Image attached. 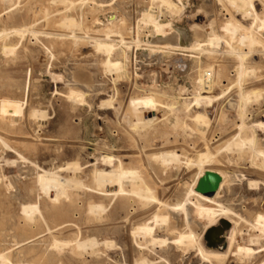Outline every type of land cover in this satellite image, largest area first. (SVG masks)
<instances>
[{
	"label": "rangeland",
	"instance_id": "1",
	"mask_svg": "<svg viewBox=\"0 0 264 264\" xmlns=\"http://www.w3.org/2000/svg\"><path fill=\"white\" fill-rule=\"evenodd\" d=\"M157 1L63 0L60 3V0H0V255L7 257L6 260L0 259V264H132L134 256L144 250L151 251L157 264L196 263L195 250L177 249L174 244L171 245L170 239L167 241L170 243L163 247L154 246L155 251L147 250L141 244L143 239L132 236V223L128 221L126 211L123 210L119 218L115 216L113 206L116 198L99 194L98 187L91 182L93 169L108 168L102 156L105 153L112 155L110 151L107 152L109 146L115 150V155L126 158L123 161L134 159L139 164L140 150L136 144L140 142L139 137L145 138L146 146L141 154L143 169L151 182L156 183L153 186L161 200L170 205L177 200L185 201L196 168L190 169L183 159L180 163L164 162L150 154L183 148L187 155L194 156L205 144V139L217 146L222 142L218 141L219 134L228 133L233 122H240L238 108L230 105V101L238 98L236 88L223 93L214 87L212 93H202V96L214 97L209 105L192 101L194 104L191 102L189 111L206 110L211 119L204 139L197 132L191 116L183 117L175 128L170 127L172 124L169 120L176 114L169 108L170 102L175 99L181 103L183 99L193 97V82L201 70L199 66L204 63L202 50L199 47L190 48L198 39L202 41L201 48H204L205 35L210 29H191V25L195 20L202 24L206 20L204 18L210 16L215 21L214 28L218 30L217 27L230 16V10L244 25L254 20L242 17L241 21L242 14L231 9L224 0H219L221 4L217 0H174L182 8L175 14L165 11ZM255 8L261 12L259 1H255ZM149 9L164 26L157 29L151 23V14L142 15ZM66 17H73L81 26L61 25L60 22ZM113 17L118 20L119 31L128 43L126 46L120 42V33L114 31L111 34V38L117 42L116 47H126L127 59L117 51L111 55V59L118 58L125 63V69L121 72L113 68L116 72L112 69L109 72L105 64L108 54L97 52L95 42H91L94 41L91 40L93 37L105 38L103 27ZM260 17L257 19L260 23L256 24L255 20L254 28L264 38V25L260 26L264 20ZM170 33L178 35L179 45L186 50L164 46ZM74 34L80 40L75 41ZM81 36L84 37L81 39ZM125 47L122 46L120 50ZM221 48L227 50L224 44ZM181 54H185V58ZM256 54L253 58L263 65L254 74H248L246 79L252 81L256 88L264 89V55ZM80 72L86 73L88 78ZM88 89L90 92H87ZM74 90L77 93L83 91L82 100L76 99L74 102L75 97L70 95ZM221 94L225 96L220 97ZM111 97L113 104L108 105ZM10 100L20 101L23 107L22 118L13 124L7 116L2 115L3 106ZM251 104L255 116L250 115L249 119L264 121V100L259 99ZM128 109L153 122L150 126L133 128L127 116ZM221 115L226 116L223 118L225 121ZM261 129L257 127L256 135L264 149V129ZM226 159L223 160L225 165L230 168L236 166L233 157L232 161ZM74 161L81 165L77 178H74L81 181L83 186L69 187L68 197L52 203L39 188L37 174L50 170L71 179L73 171L64 168ZM233 187L231 204L246 219L239 220L232 215L241 227L238 244L254 245L253 248L260 251L264 248V238H260L262 241H252L254 244L249 242L252 235L260 234L257 229L253 230L249 221L256 210L264 211V189L258 190L263 192L256 199L257 195H253L255 190L246 191L236 184ZM50 195L55 196L53 192ZM191 201H194V197ZM98 204L104 205L101 214L100 210L94 208ZM26 205H39L40 212L35 213L33 220L23 212ZM189 207L193 205L189 203ZM203 224L201 221L192 227L197 233L198 242L203 241ZM94 238L97 242L103 241L98 243V249H103L98 257L92 255L89 248L84 249L86 251L74 248L76 240ZM254 255H235L229 257L226 264H261L264 251Z\"/></svg>",
	"mask_w": 264,
	"mask_h": 264
},
{
	"label": "bare ground",
	"instance_id": "2",
	"mask_svg": "<svg viewBox=\"0 0 264 264\" xmlns=\"http://www.w3.org/2000/svg\"><path fill=\"white\" fill-rule=\"evenodd\" d=\"M61 1L63 0H60V3ZM158 1L160 2V6L165 8V11H169L171 14L179 13V10L180 9L182 10L181 6L177 4L174 0H158ZM217 1L219 2V0ZM220 1H223V0H220ZM255 1H259V4H261V12H259V10L255 8ZM223 2L226 5H229L231 9L238 11L237 13L240 12L242 14V15L240 14L241 21H242V17L244 19L247 17L248 18L251 17V19L253 18L254 21L247 25L242 24L243 22L240 23L238 18L237 19L235 18L234 16L235 13L233 14L232 10L228 9L227 7V9L230 10V16L227 18V20H225L222 24H220V26L217 27L218 30L214 28L215 21L213 18H210V16L207 18H204L206 20H204L202 24H199L198 22H196V20L193 22L192 25L190 23L192 27L191 29L197 28V27L201 28L202 30L204 29L208 30V28L210 29L208 30L209 31L208 33H206L207 30L205 32L206 39L204 41L206 42V45L204 48H201L202 46L200 43L202 41L199 39L197 41H194L195 43L194 42L193 44L191 43L192 45L190 48V49H193L194 47H199L200 50H202V53H203L202 55H204V63L203 65L199 66L201 70L199 71L196 79H194V82H193L194 83L193 97H191L190 99L185 98L183 99V102L181 103H178L175 99H173V101L171 100L172 102H170L169 108L171 107V111L172 110L176 111V114L175 115L173 114L174 116H172L171 114L170 116H172V119H170L169 121L172 124L170 127L175 128L178 124H180L183 117L185 119V117L191 116L192 117L191 119L195 122L194 124H196L197 128L196 127L195 128L197 129V132L199 131L200 137L204 139L206 135V131L210 125L211 119H209L206 110L200 111L199 109V111L189 113L191 109L190 108L191 102L194 101V103L196 104L201 103V105L203 102L205 105H209V103L212 101L214 97L213 96H208V97L202 96V93L209 94L211 91L214 90V87H218L219 89L223 91V93L227 92L229 89L236 88L238 98H236V100L234 101H230V105L233 107L236 106L238 108V114H239L238 116L240 118V122L239 123L233 122L231 130L228 133L219 134L220 137L218 141H222V142L218 144L217 146H213L212 142L209 143L205 139V144L203 145L201 149L197 151V154L194 156L191 155L190 157L189 155H187V152L183 148L182 149L180 148V150L174 149V150H171L170 152H165V153L152 152L150 154V156H152L154 159H163L164 162L175 161L177 163H180L181 160L183 159V161L187 163L190 169L192 167L196 168L197 171L194 175L192 184L189 186V190L187 194H185L186 195L185 201L177 200L176 202L172 203V205H170L169 203H165L161 200V197L158 194V190L156 189V187L153 186V184H156V183H154L153 181L151 182L150 178H148L145 170L143 169L144 159H143V156H141V154H143L144 152L146 142H145V138H142V137H139L140 142L136 144V146L140 150L139 156H138L139 164L134 162V159L132 160L127 159L126 161H123L122 159H124L125 157L121 158L120 156L115 155L114 153L115 150L112 149V146H109V147L107 146L108 147L107 152L110 151L109 153H112V155L108 156V155H105L107 154L105 153L104 156H102V159L106 163L108 168L106 169L102 167L94 168L93 176L91 179L92 180L91 182L95 183L96 186L98 187L97 189L99 190L100 195H103L105 197L112 196L116 198V203L113 206L115 210V216L119 218L123 210L126 211V217L127 219H129L128 221L132 223L131 228H130L132 230V236L136 237L137 239L138 238L143 239L144 241L141 244L145 248H147V250H150V249L154 250L153 248L154 246L163 247L170 243V242L167 243V241H169L168 239H170L171 245L174 244L177 249H182L186 251L195 250L197 252L196 261H195L196 263L194 264H226L229 257L232 258L235 255L236 257L240 255H243L246 257H253L254 254L258 252L260 254L261 251H264V248H261L260 251L257 250L258 248L257 249H255V247L253 248L254 245L252 246L250 245V247H248V246H243L244 244L243 245L238 244L239 242L237 241V237L242 235L241 227L239 226L238 220H236L233 216H236L239 220L245 221L246 219L240 213L241 211L239 212L238 209L233 207L234 204H231V200H232L231 195H232V191L234 188L233 185L235 184L246 191L255 190L253 195H257L256 199L257 198L259 199V197L261 196L260 194H262L263 192L262 191L260 193L258 190L261 191L264 189V149L261 147L259 138L256 135L257 127L260 129L261 128L264 129V121L254 120V118H252V120H250L251 118L249 119L250 115L253 116L255 114V112L253 111V108H251V105H252L251 103L253 102L255 103L259 99L264 100V89H260L258 87L256 88V86L253 84L252 81H249V80L247 81L246 79L248 74L250 73L254 74L255 71L258 69H261L259 67H262L263 65L257 62L253 58V56L257 55L256 53H258V55L259 53L261 55L262 54L264 55L263 34L254 28L255 20L257 19L259 20L260 16L264 20V0H224ZM151 6H152V3H151ZM148 14H151L153 16L151 23L154 24L155 28L159 29L160 27L164 26L157 20L155 14L151 11V9H149L148 11L145 10V12L142 13L143 16H147ZM196 15H199V13ZM258 20L256 24L260 23ZM62 22H60L61 25L65 23V25L68 24V26L70 27L72 25H75V26L80 25V24H77L76 20L73 17H66L65 20H63ZM199 22L201 23V21ZM106 23L107 24H105V26L103 27L105 38L93 37V39L91 38V40H94V41H91V42H95L94 46L97 52L102 51L108 54V58L106 59V62H105L106 68L108 69V71L112 72L111 69L113 68L116 71L121 72L125 69V63L119 60L118 58L115 60L111 59V55L113 51H117L120 55L121 54L124 55L125 59H127V51L125 50L126 49L125 45L127 46L128 43L124 40V37L122 36L123 33L119 31V24H118L117 19H114L113 17L112 20H109ZM262 25H264L263 21L260 24V26ZM114 31L117 33H120L121 35L120 42L122 44H125V45H122L125 47L124 50H120L122 46L116 47L117 42L111 38V34ZM72 33H73V30L71 31V34ZM160 33L164 34L163 32H160ZM167 35L168 37L165 40L167 43L164 46H166L167 48H171V49H181L183 51L184 49L186 50L185 47H181L179 45L177 34L175 35L174 33H170V35L169 34ZM83 37L84 36H81V39ZM73 39L75 41H77L78 39L80 40V38L76 34H74ZM222 44H224L225 48L227 49L226 51L222 50L221 48ZM115 54L116 53H114L113 55ZM261 55H260V58H262ZM182 56H183L182 58H185V54H183ZM80 73L85 78H88V75L86 73L84 72H80ZM253 78H255V76ZM254 82H257V81H254ZM90 90H92V88H90ZM90 90L87 92H90ZM180 90L183 91V88H181ZM184 90H185V87H184ZM81 92L82 93L75 92V94L70 93V95H73L75 97L74 102L76 101V99L77 100L83 99V91ZM219 92L221 93V91ZM219 96L224 97L225 95L221 94ZM69 99H70V96H69ZM107 103L108 105L113 104V97H111ZM104 104H106V102ZM175 104L177 106H174ZM1 105H4V104H1ZM22 109L23 107L21 106L20 101L18 102V101L10 100L3 106L4 113L2 112L3 113L2 115L7 116L9 120L12 121V124H13L15 123V121L20 120L22 118V112H23ZM128 111L129 113H127L128 114L127 116L132 121L133 128L138 129L141 126H144V127L150 126L151 123L153 122L152 119L151 120L143 119L135 110L128 109ZM262 112L264 113V110ZM32 115H35V113ZM223 118L225 119L226 116L221 115V119ZM105 143L106 142H104V145ZM150 156H147V157H150ZM232 157L234 158V161H236L237 163L236 166H234V168L228 167V165H225L223 161L225 158H227L226 160H229V159L231 160ZM80 167H81L80 163L76 161L67 163V166L64 169L73 171V177L71 179L64 178L57 172H52L50 170H43L42 174H37L38 186L41 190H43L48 195V199L52 203H57L61 201L62 198L68 197L69 187L75 188L76 186L78 187V185L79 187L83 186L81 181H77L74 178L78 175L77 172L80 170ZM208 172L210 173L213 172L217 174L219 178L217 186H216L217 188L215 192L212 193V195L203 194L197 189V184L199 180ZM72 184H73V187H72ZM50 192H53L55 196L53 197L52 195H50ZM258 195L260 196L258 197ZM192 197H194V201H191ZM189 203L193 205L192 208L189 207ZM260 204H262L261 201H260ZM38 206L37 205L23 206V212L26 214L28 218H31L33 220V218H35L34 217L35 213L40 212ZM94 208L96 210H100V214H101V211L103 212L104 205L98 204V205H95ZM201 221L204 222L203 224L204 230L202 233L203 241L198 242V239L196 237L197 233H195L194 228L192 227H193V224L201 222ZM249 222L251 226H253L252 227L253 230L255 228L260 232V234L258 235L256 234L252 235V237H250L249 242L250 243L252 241L258 242L260 238L262 237L264 238V211L260 209L256 210L254 212V216L252 220H250ZM212 228H213L212 233H211L212 245L208 246L207 240H206V234ZM119 230L120 229H118V231ZM257 230L256 232L258 233ZM97 241L98 240H96L95 238L94 240L88 239V241L76 240L74 248H76L77 250L79 249L84 250V249L89 248L90 250H92V255L94 256L96 255L98 257L99 255H101L100 250L101 251L103 250L100 248L98 249L99 247L98 243L101 244L103 241L102 240H101L102 242L100 241L97 242ZM260 241H262V239ZM253 242L251 244H254ZM225 245H227L226 248L224 247ZM106 246L107 245H105V247ZM136 246L138 247V245ZM134 254L135 253H133V255ZM130 257L132 258V256ZM6 258L7 257L5 254L0 255V259L6 260ZM154 259L155 258H153L151 255V251H146V250L139 251L138 254L134 256V260H132L133 262L132 264H157L154 262ZM260 263L264 264L263 255L261 257Z\"/></svg>",
	"mask_w": 264,
	"mask_h": 264
},
{
	"label": "water",
	"instance_id": "3",
	"mask_svg": "<svg viewBox=\"0 0 264 264\" xmlns=\"http://www.w3.org/2000/svg\"><path fill=\"white\" fill-rule=\"evenodd\" d=\"M218 175L213 173V172H208L206 173L198 182L197 184V189L202 192L203 194L206 195H212V193L215 192L216 186L218 183ZM212 229H210L207 234H206V240H207V245L211 246L212 245V239H211V233Z\"/></svg>",
	"mask_w": 264,
	"mask_h": 264
}]
</instances>
